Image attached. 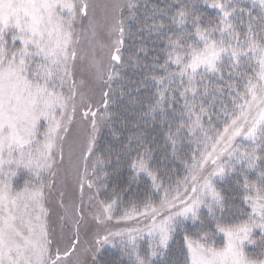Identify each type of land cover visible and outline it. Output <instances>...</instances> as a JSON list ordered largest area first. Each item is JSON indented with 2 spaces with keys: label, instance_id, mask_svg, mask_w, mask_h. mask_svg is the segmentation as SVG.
<instances>
[{
  "label": "snow or ice",
  "instance_id": "snow-or-ice-1",
  "mask_svg": "<svg viewBox=\"0 0 264 264\" xmlns=\"http://www.w3.org/2000/svg\"><path fill=\"white\" fill-rule=\"evenodd\" d=\"M98 7L110 47L97 40L90 9ZM139 7L0 0V264H101L106 246L119 247L127 264H155L178 236L184 264H264V0H174L152 9L140 30L163 41L150 66L162 74L151 76L152 100L123 145L129 186L148 183L135 199L116 190L99 199L115 152L100 144L101 129L112 122L111 85ZM89 82L102 89L99 103L87 95ZM148 123L164 140L160 157L179 160L183 175L161 168L155 137L149 143L141 131ZM185 142L195 148L182 153ZM62 171L81 203L84 188L94 190L90 215L102 231L91 241L81 240L82 209L62 198L70 232L61 224L58 236L52 224L50 196Z\"/></svg>",
  "mask_w": 264,
  "mask_h": 264
},
{
  "label": "trees",
  "instance_id": "trees-1",
  "mask_svg": "<svg viewBox=\"0 0 264 264\" xmlns=\"http://www.w3.org/2000/svg\"><path fill=\"white\" fill-rule=\"evenodd\" d=\"M140 5L137 10V21H128V28L124 37V44L121 48L120 55L122 57V67L117 66L119 78L112 82L110 92V112L112 122L101 129V145H111L115 152L111 158V166L107 169L111 175L107 181V190H101L99 199H107L113 190L121 193L125 201L135 199L140 196L146 184V178H141L138 182L132 183L129 186L131 171L128 168L129 157L123 150V145L127 143V137L133 135V129L139 121V114L146 109L149 102L152 100L153 93L156 88L151 79L153 74H162L159 70H154L150 66L155 58L156 52L163 45L161 39H157L155 32H149L147 27L143 31L140 30L142 23L152 15L154 7L164 8L166 4L174 3V0H136ZM243 3H248V0H242ZM210 15H214L212 10H209ZM246 23V20H245ZM243 29L244 25L240 26ZM143 49V50H142ZM215 83V79H213ZM101 89V87H100ZM106 90V89H103ZM100 98L96 103H99ZM225 103H228L225 100ZM229 107L231 105L229 104ZM218 110V108H217ZM113 130L116 135L112 134ZM143 134L148 137L149 143L153 137L156 140L154 153L157 156L161 168H166L170 164L172 168L183 175V169L180 167L179 160L164 161L160 157V152L165 147L163 138L158 134L159 130H153L152 124H145L141 129ZM195 148V145H189L185 142L181 146L182 153H188ZM117 156L120 162L117 164ZM170 156V150H169ZM116 169V171H113ZM225 188H231V184L224 185ZM235 197L234 204L240 206L238 193L233 194ZM229 208L233 207V202L230 201ZM228 212L226 211V216ZM146 251V243L141 242L142 254ZM186 253L180 243V237H176L175 242L170 243L166 252L155 257V264H184ZM101 264H127V257L124 256L119 247L107 246L100 254Z\"/></svg>",
  "mask_w": 264,
  "mask_h": 264
},
{
  "label": "rangeland",
  "instance_id": "rangeland-1",
  "mask_svg": "<svg viewBox=\"0 0 264 264\" xmlns=\"http://www.w3.org/2000/svg\"><path fill=\"white\" fill-rule=\"evenodd\" d=\"M109 0H90V3L96 5H103L108 3ZM90 16L100 25L98 28V35L97 40L99 43H102L106 46L111 45L112 40L114 37H109L107 35V31L104 25V12L101 8H97L95 12L90 9ZM88 26V21H84V28L86 29ZM107 51V48L105 49ZM105 59H107L105 57ZM100 86L93 82H89L88 87L86 89L87 95L92 99L93 103H96L97 100L100 98ZM75 125L77 130H82L83 122L80 120V113L79 110L76 115ZM75 136V133L73 134ZM67 147L65 149V166H67ZM63 193V196H60V193ZM92 195L95 197L94 190H89L87 187L83 190V202L81 203V191L76 183V181L72 178L71 174L68 173L65 176V173L62 171L58 177L56 178V185L54 190L50 196V209H51V221L53 226L56 229V233L59 236L60 234V225H64V231L66 233L70 232L71 229V221L64 220L61 221L60 217L64 216V210L59 207L57 201L59 199H63L65 205L71 206L75 205L82 209V214L84 216V220L80 223L81 229V240L82 241H91L95 232L100 229L102 231V226L96 224V222L91 218L90 212L92 211V205L95 204V198L92 201H89V196ZM110 227H115V225H109ZM107 247V246H106Z\"/></svg>",
  "mask_w": 264,
  "mask_h": 264
}]
</instances>
